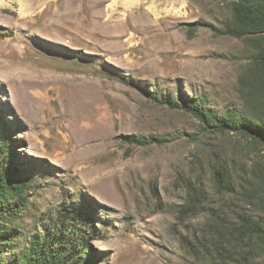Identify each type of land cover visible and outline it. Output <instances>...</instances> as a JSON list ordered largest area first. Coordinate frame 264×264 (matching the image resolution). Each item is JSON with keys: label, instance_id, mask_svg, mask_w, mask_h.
Listing matches in <instances>:
<instances>
[{"label": "rangeland", "instance_id": "rangeland-1", "mask_svg": "<svg viewBox=\"0 0 264 264\" xmlns=\"http://www.w3.org/2000/svg\"><path fill=\"white\" fill-rule=\"evenodd\" d=\"M25 1L0 0V264L48 246L67 264H264L243 228L264 231V142L184 107L264 127V33L225 34L232 0H140L148 18ZM110 6L117 42L95 18Z\"/></svg>", "mask_w": 264, "mask_h": 264}, {"label": "trees", "instance_id": "trees-1", "mask_svg": "<svg viewBox=\"0 0 264 264\" xmlns=\"http://www.w3.org/2000/svg\"><path fill=\"white\" fill-rule=\"evenodd\" d=\"M231 11L235 27L227 25L225 34L241 37L245 35L264 33V0H232ZM256 62L264 65V54L257 58ZM184 107L199 117L205 125L214 130H218L219 132H244L251 135L256 140L264 142V127L261 124L252 123L245 115H220L211 108L206 107L200 99L199 101L195 99L185 101ZM9 179L10 173L0 176V184L7 183ZM243 228H256V231L254 230L256 245L264 248L263 230H260L257 225L250 220L245 222ZM232 231L234 232L235 230L232 229ZM236 240L239 241L238 238H236ZM35 250L39 252V247H35ZM42 263L67 264V262L58 257V251H54L51 246H48L47 254L45 256H43V254L39 255L37 264Z\"/></svg>", "mask_w": 264, "mask_h": 264}, {"label": "bare ground", "instance_id": "bare-ground-1", "mask_svg": "<svg viewBox=\"0 0 264 264\" xmlns=\"http://www.w3.org/2000/svg\"><path fill=\"white\" fill-rule=\"evenodd\" d=\"M107 1V0H106ZM42 4V0H27L25 2H23L22 6H25L28 9H32L34 7L35 4ZM45 2V1H44ZM44 4V3H43ZM55 5L58 6L59 8V12H62V9L60 8L62 5V0H56L54 2ZM102 4L104 5L105 2ZM137 7V13L139 12V15L143 18H148L150 17L148 14H151L150 12H147L144 4L140 2V0H136V2L134 3ZM101 5V2H100ZM102 6V5H101ZM100 6V7H101ZM63 7V6H62ZM48 10V9H46ZM100 10V9H99ZM108 10V9H107ZM148 11L151 10L150 8L147 9ZM109 11L112 12L111 15H108L107 13H102L100 10V13L96 14V21H97V25L101 28H103V33H105V35L107 36L108 39L110 40H115L116 42L119 41L122 37V35L124 34V30H125V21H117L115 20V13L117 10H115L113 8V6L109 7ZM57 12V9L54 11ZM96 12V11H95ZM94 12V13H95ZM154 12V11H151ZM93 13V14H94ZM109 13V12H108ZM78 12L75 13V15H77ZM25 16V15H24ZM58 16V15H57ZM63 14L59 15V19L60 21L63 20ZM47 22V21H46ZM96 23V22H95ZM47 26V25H46ZM152 26V25H151ZM150 26V27H151ZM49 27V25H48ZM97 28V27H96ZM147 28V27H146ZM38 29V28H37ZM94 29V28H93ZM40 30V29H39ZM42 30V29H41ZM101 31V30H100ZM38 32V31H37ZM97 32V31H95ZM40 33V32H39ZM119 43V42H118ZM122 45V44H121ZM120 45V46H121Z\"/></svg>", "mask_w": 264, "mask_h": 264}]
</instances>
